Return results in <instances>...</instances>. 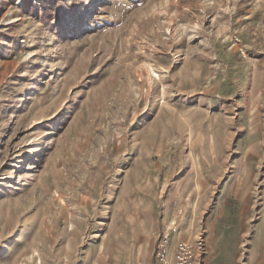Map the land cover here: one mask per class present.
<instances>
[{
	"label": "rangeland",
	"instance_id": "rangeland-1",
	"mask_svg": "<svg viewBox=\"0 0 264 264\" xmlns=\"http://www.w3.org/2000/svg\"><path fill=\"white\" fill-rule=\"evenodd\" d=\"M172 219L261 264L264 0H0V264H155Z\"/></svg>",
	"mask_w": 264,
	"mask_h": 264
},
{
	"label": "built area",
	"instance_id": "built-area-1",
	"mask_svg": "<svg viewBox=\"0 0 264 264\" xmlns=\"http://www.w3.org/2000/svg\"><path fill=\"white\" fill-rule=\"evenodd\" d=\"M177 220L169 221L156 241L155 264H200L197 260L200 252H205V241L199 238L196 241L180 240L175 245L173 261L168 257V249L172 244L174 233L179 229ZM171 243V244H170Z\"/></svg>",
	"mask_w": 264,
	"mask_h": 264
},
{
	"label": "crops",
	"instance_id": "crops-1",
	"mask_svg": "<svg viewBox=\"0 0 264 264\" xmlns=\"http://www.w3.org/2000/svg\"><path fill=\"white\" fill-rule=\"evenodd\" d=\"M175 242H177V241H175ZM174 244V243H173ZM153 249H152V251L154 250V252H155V248H156V243L154 242L153 243V247H152ZM261 249V251H260V253L259 254H256V256H255V253H254V256H255V258L258 260V262H260L261 264H264V261L262 260V259H260L261 257H264L263 256V246H261L260 247ZM260 259V260H259ZM208 262H209V260L208 259H206ZM204 262H205V259H204Z\"/></svg>",
	"mask_w": 264,
	"mask_h": 264
}]
</instances>
